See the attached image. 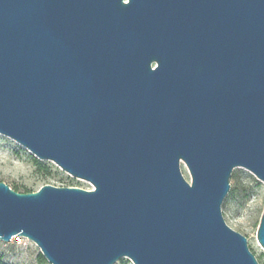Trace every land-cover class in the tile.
Listing matches in <instances>:
<instances>
[{
  "label": "water",
  "instance_id": "obj_1",
  "mask_svg": "<svg viewBox=\"0 0 264 264\" xmlns=\"http://www.w3.org/2000/svg\"><path fill=\"white\" fill-rule=\"evenodd\" d=\"M125 1L0 0V134L92 187L0 181V240L50 264H259L221 205L235 168L264 184V0Z\"/></svg>",
  "mask_w": 264,
  "mask_h": 264
},
{
  "label": "rangeland",
  "instance_id": "obj_2",
  "mask_svg": "<svg viewBox=\"0 0 264 264\" xmlns=\"http://www.w3.org/2000/svg\"><path fill=\"white\" fill-rule=\"evenodd\" d=\"M181 172L187 181L190 176L186 167ZM237 183L230 181L235 190L221 205L226 224L246 237L248 246L259 264H264V249L256 239V230L264 209V184L248 170L235 168ZM0 181L18 192H34L43 185L56 187H79L91 189V185L63 171L50 160H41L11 138L0 134ZM229 193V192H228ZM39 248L29 239L14 236L10 241L0 240V260L5 264H50L39 259ZM113 264H133L121 258Z\"/></svg>",
  "mask_w": 264,
  "mask_h": 264
},
{
  "label": "trees",
  "instance_id": "obj_3",
  "mask_svg": "<svg viewBox=\"0 0 264 264\" xmlns=\"http://www.w3.org/2000/svg\"><path fill=\"white\" fill-rule=\"evenodd\" d=\"M237 181V174H236V172H233L232 171V174H231V177H230V182L233 184L234 183V185L237 183L236 182ZM231 185V184H230ZM11 188V187H10ZM13 190H15V191H17V189H15V188H12ZM235 190V187H231L230 188V190H229V193H228V195H227V197H226V199L227 198H229L230 196H232V194H233V191ZM18 192V191H17ZM25 192H29V191H25ZM39 259L41 260H43L44 258L41 256V254H39ZM0 264H5V263H3L1 260H0Z\"/></svg>",
  "mask_w": 264,
  "mask_h": 264
},
{
  "label": "flooded vegetation",
  "instance_id": "obj_4",
  "mask_svg": "<svg viewBox=\"0 0 264 264\" xmlns=\"http://www.w3.org/2000/svg\"><path fill=\"white\" fill-rule=\"evenodd\" d=\"M125 2H127V0Z\"/></svg>",
  "mask_w": 264,
  "mask_h": 264
}]
</instances>
